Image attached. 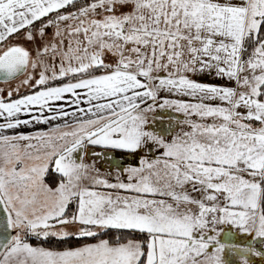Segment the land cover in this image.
<instances>
[{"label": "crops", "instance_id": "1", "mask_svg": "<svg viewBox=\"0 0 264 264\" xmlns=\"http://www.w3.org/2000/svg\"><path fill=\"white\" fill-rule=\"evenodd\" d=\"M76 1L0 0V49L26 56L23 75L28 50L55 42L87 66L72 75L103 68L0 104V196L12 229L140 231L147 252L138 241L51 251L13 240L0 264H264V175L254 181L242 164L264 133L219 90L232 76L226 49L239 67L257 64L248 41L264 58V0H94L66 11ZM260 87L251 100L264 102ZM51 170L64 178L56 188Z\"/></svg>", "mask_w": 264, "mask_h": 264}, {"label": "rangeland", "instance_id": "2", "mask_svg": "<svg viewBox=\"0 0 264 264\" xmlns=\"http://www.w3.org/2000/svg\"><path fill=\"white\" fill-rule=\"evenodd\" d=\"M247 43L248 44H246V48H248L246 49L245 54L247 57H257V64L256 62L255 64L246 62L245 65L242 66L243 68L239 67V57H241L240 55H238L239 51L237 49H226L224 55L227 59H229L232 76L231 78H227L222 84L226 86V89L220 88L219 90L226 93V96H236L235 98H238V100L235 99V101H237L235 103V106L240 109L245 107L247 117L251 121H253V119L255 118L258 129L257 131L264 133V102H260L256 99H250V97L255 96V94V97H257L259 93V87L264 83V58H262V55L260 54L262 53L260 52V49H249L251 43H249V41ZM255 43H257L256 40ZM262 43L264 47V42ZM2 51L3 50L0 49V58L4 54ZM36 52L40 55L35 56ZM28 53H30V57H32V62L29 66L28 72L25 75H22L14 80L8 82H0V104L20 97L24 94L30 93L37 88H43L48 84V81H52L56 77H68V75H70L72 71L82 70L87 67L83 64L80 65L79 61H76L75 58L67 57V54L64 53L63 48L56 42L54 43V47L49 50H28ZM103 65L111 66L112 64L108 62L107 64ZM116 66H118V64L115 63L111 67ZM240 68H242V79H240L239 81L240 86L238 88L237 86L239 76L237 77L236 72ZM69 69L70 71H68ZM213 83L217 84L218 82ZM215 91L218 90H209V92ZM234 91L238 92L233 93ZM241 95L249 96L248 103L245 104L243 103V100H240ZM231 101H233V98L225 103H230ZM245 163L251 165V168L254 170L253 173H251V178L254 179V181L259 182L261 177L264 175V141L258 140L255 148V154L250 160H245L242 164ZM12 230L14 242L15 240H19L21 243H28L27 240L29 237L37 239L48 238H40L39 236L33 235L26 227L19 226L18 223H14V227Z\"/></svg>", "mask_w": 264, "mask_h": 264}, {"label": "trees", "instance_id": "3", "mask_svg": "<svg viewBox=\"0 0 264 264\" xmlns=\"http://www.w3.org/2000/svg\"><path fill=\"white\" fill-rule=\"evenodd\" d=\"M90 1H94V0H78L65 9H66V11L75 10V9H78L80 7L85 6ZM256 42H257V43H255L256 45H260V43L264 42V17L262 19V22H261V25H260V28H259V31H258V34L256 37ZM102 70H103L102 67H98V68L92 70L91 72L82 73V74H75V75H72V76L67 77V78L55 80V81L49 82L43 88H48V87H52L55 85H60V84L66 83L70 80H75V79L81 78V77L89 75V74L101 72ZM39 89H41V88H37V89L33 90L32 92H35ZM14 99H16V98H14ZM14 99H11L9 101H12ZM259 99L264 100V83L260 87ZM6 102H8V101H6ZM45 179H46V182L48 183V185L52 188L58 187L64 181V178L61 175L55 173L52 170L47 173ZM261 192H262L261 208H262V214L264 216V178L261 182ZM149 237H150V235L148 233H145V232L134 231V230L112 229V230L104 231L101 234L96 235V236L91 237V238L48 237L46 239H37V238L29 237L27 242L30 243L32 246H39V247H43L45 249L52 250V251H67V250L77 249V248H80V247L88 245V244L97 243L99 241H107L111 245H121V244L130 242V241H138L143 245L145 252H147V243H148ZM11 244L8 246V248L11 246ZM141 264H143V262Z\"/></svg>", "mask_w": 264, "mask_h": 264}, {"label": "water", "instance_id": "4", "mask_svg": "<svg viewBox=\"0 0 264 264\" xmlns=\"http://www.w3.org/2000/svg\"><path fill=\"white\" fill-rule=\"evenodd\" d=\"M27 67L26 56L19 51H9L0 58V82H8L22 76ZM13 241L9 215L0 196V258Z\"/></svg>", "mask_w": 264, "mask_h": 264}]
</instances>
